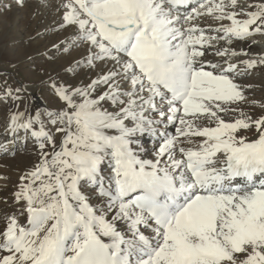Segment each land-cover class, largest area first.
I'll return each mask as SVG.
<instances>
[{
    "label": "snow or ice",
    "instance_id": "snow-or-ice-1",
    "mask_svg": "<svg viewBox=\"0 0 264 264\" xmlns=\"http://www.w3.org/2000/svg\"><path fill=\"white\" fill-rule=\"evenodd\" d=\"M32 3L58 70L37 104L0 69V264H264V0Z\"/></svg>",
    "mask_w": 264,
    "mask_h": 264
},
{
    "label": "bare ground",
    "instance_id": "bare-ground-1",
    "mask_svg": "<svg viewBox=\"0 0 264 264\" xmlns=\"http://www.w3.org/2000/svg\"><path fill=\"white\" fill-rule=\"evenodd\" d=\"M244 2L245 0H238L239 4H244ZM0 3H12V0H0ZM31 6H34L33 3L24 8H17L15 3H12L11 12H0V69H7L10 63H15L17 65L18 80L29 85L30 90L38 97L37 104L41 103V99L44 104H47L48 96L44 90L45 86L40 83L42 79H47V76L41 73L39 69L46 68L52 75H55L53 69L58 70L56 65L50 64L42 55L53 34L49 32L48 38L45 39H33L32 37L38 31L43 32L46 26L52 23L53 14H47L42 21L33 20L31 18L32 13L29 10ZM17 25L21 27V30H18ZM252 50L256 52L254 47ZM30 56L33 57L32 60L28 59ZM33 65H35V70H33ZM245 83L259 85V87L248 92L247 95L250 99L264 103V71L253 73ZM25 102L32 103L30 99H26ZM260 110L258 106L255 108L256 112ZM246 111L251 112L252 109L246 107ZM5 120V111L3 106L0 105V125H3ZM0 131H2V128H0ZM10 163L12 164V170L6 174L14 180L17 175L16 170L29 165V153H19L18 158L15 161H10ZM4 172V169H0V173ZM4 184L5 181L0 180V186Z\"/></svg>",
    "mask_w": 264,
    "mask_h": 264
},
{
    "label": "rangeland",
    "instance_id": "rangeland-1",
    "mask_svg": "<svg viewBox=\"0 0 264 264\" xmlns=\"http://www.w3.org/2000/svg\"><path fill=\"white\" fill-rule=\"evenodd\" d=\"M32 3V0H28V4ZM1 21V19H0ZM17 27L19 28L18 30H21V27L19 25H17ZM253 41H255V43L253 44V47L255 48L256 52L259 53H263L264 54V37L261 36H255L249 39L248 43L252 44ZM17 81L18 80V76H16ZM5 80L4 76H0V82H3ZM9 84H11V86L13 88L16 87V84L13 83L11 80L8 81ZM0 86H2V84H0Z\"/></svg>",
    "mask_w": 264,
    "mask_h": 264
}]
</instances>
